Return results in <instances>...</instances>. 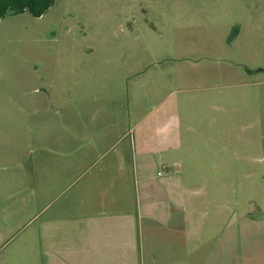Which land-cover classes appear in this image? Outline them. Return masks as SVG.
I'll list each match as a JSON object with an SVG mask.
<instances>
[{"label": "rangeland", "instance_id": "rangeland-1", "mask_svg": "<svg viewBox=\"0 0 264 264\" xmlns=\"http://www.w3.org/2000/svg\"><path fill=\"white\" fill-rule=\"evenodd\" d=\"M174 203L199 262L264 264V0L1 17L0 264H66L100 217L164 261Z\"/></svg>", "mask_w": 264, "mask_h": 264}, {"label": "crops", "instance_id": "crops-1", "mask_svg": "<svg viewBox=\"0 0 264 264\" xmlns=\"http://www.w3.org/2000/svg\"><path fill=\"white\" fill-rule=\"evenodd\" d=\"M168 204L171 207L172 203L168 201ZM192 217V213L185 208L178 209L175 203L172 209L157 216V220L165 224L166 236L170 238L169 243L175 245L176 251L173 256H166L164 261L152 260L149 264H204V260L199 262L197 252L198 246H204V243L197 241L200 226L195 225ZM100 222V225L91 227L90 232H85L86 241L75 251L76 256L67 260L66 264H135L136 257L130 243L126 252L122 237L117 234L118 231H124V228L118 225L110 226L108 222L103 224L102 217ZM190 234L196 236V241L189 242Z\"/></svg>", "mask_w": 264, "mask_h": 264}, {"label": "trees", "instance_id": "trees-1", "mask_svg": "<svg viewBox=\"0 0 264 264\" xmlns=\"http://www.w3.org/2000/svg\"><path fill=\"white\" fill-rule=\"evenodd\" d=\"M53 0H0V18L7 13L28 11L37 17L52 3Z\"/></svg>", "mask_w": 264, "mask_h": 264}]
</instances>
